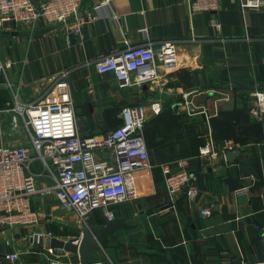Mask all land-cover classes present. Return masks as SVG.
I'll return each mask as SVG.
<instances>
[{
    "label": "crops",
    "instance_id": "1",
    "mask_svg": "<svg viewBox=\"0 0 264 264\" xmlns=\"http://www.w3.org/2000/svg\"><path fill=\"white\" fill-rule=\"evenodd\" d=\"M93 2L82 1L80 34L63 23L0 25V62H10L0 78V106L13 98L22 104L70 99L77 131L100 135L121 122L124 104L140 102L146 121L169 114L184 129L168 135L157 125L160 144L148 147L151 167L135 172L138 196L113 206L121 222L91 257L39 243L40 235L79 237L84 228L62 212L55 221L42 216L34 225L0 227V264H48L51 252L61 255V264H264V116L248 117L261 130L257 140L235 142V150L216 156L200 153L202 144L213 151L225 141L213 137L211 116L250 107L254 93L264 90V4L222 0L207 13L191 11L189 0H112L100 8ZM165 41L174 44L178 65H160L152 81L120 87L112 73L95 69L102 55ZM154 101L158 113L149 106ZM182 157L199 189L190 203L185 190L170 201L163 185L161 165L176 170ZM40 198L32 199L33 207ZM90 216L91 229L107 222L97 212ZM15 251L18 257L9 259Z\"/></svg>",
    "mask_w": 264,
    "mask_h": 264
},
{
    "label": "built area",
    "instance_id": "2",
    "mask_svg": "<svg viewBox=\"0 0 264 264\" xmlns=\"http://www.w3.org/2000/svg\"><path fill=\"white\" fill-rule=\"evenodd\" d=\"M82 1L0 0V25L10 20L33 27L63 23L80 34L86 22L79 13ZM111 1L94 0L93 7L100 8ZM221 1L189 0V7L191 11L211 13L218 10ZM260 4H264V0L242 2L248 8ZM212 22L219 26L213 19ZM9 63L0 62V78ZM160 65L167 70L178 65L177 53L170 41L159 46L128 45L100 56L94 63L99 73H112L120 87L152 81ZM254 95L255 103L249 107V114L261 118L264 116V90ZM149 106L155 113L161 108L158 101ZM120 118L117 126L100 135H82L77 131L70 99L22 104L13 98L0 106V227L37 224L42 215L32 206V199L45 195H52L61 209L76 215L79 223L87 224L93 212L105 221L114 219V205L138 196L136 170L151 167L143 133L146 105L126 103L120 109ZM4 134L11 140L4 141ZM15 136L17 140L13 139ZM236 146L234 141L225 140L219 150L210 151L206 143L201 145L200 153L216 156L235 150ZM186 162L185 158H179L176 170H172L169 163L161 165L163 185L170 201L185 190V198L190 203L199 192L196 174L186 168ZM200 212L211 213L206 208ZM51 236L54 235L46 237ZM18 255L15 251L7 257L14 260ZM48 255V264L62 263L58 252Z\"/></svg>",
    "mask_w": 264,
    "mask_h": 264
},
{
    "label": "trees",
    "instance_id": "3",
    "mask_svg": "<svg viewBox=\"0 0 264 264\" xmlns=\"http://www.w3.org/2000/svg\"><path fill=\"white\" fill-rule=\"evenodd\" d=\"M248 117L249 106L246 105L229 110H219L216 115L210 117L213 137L218 141L233 140L242 145L251 140H257L261 135V130ZM171 118L169 114H163L145 122L143 133L147 148L160 144L159 140H155L157 125H162V129L168 132V135L181 136L179 132H182L184 127L182 128L179 124L172 125Z\"/></svg>",
    "mask_w": 264,
    "mask_h": 264
},
{
    "label": "water",
    "instance_id": "4",
    "mask_svg": "<svg viewBox=\"0 0 264 264\" xmlns=\"http://www.w3.org/2000/svg\"><path fill=\"white\" fill-rule=\"evenodd\" d=\"M7 24V23H5ZM9 24L12 25L13 21L10 20ZM233 153L227 152L226 158L232 156ZM121 222L119 217L107 221L103 226L98 229H91L90 227L84 228L79 237H70L68 239L59 238L56 236L43 238L42 235L39 237V243L42 247L65 249L72 252H77L83 258L91 257V250L105 245L107 236L111 235L116 227Z\"/></svg>",
    "mask_w": 264,
    "mask_h": 264
},
{
    "label": "rangeland",
    "instance_id": "5",
    "mask_svg": "<svg viewBox=\"0 0 264 264\" xmlns=\"http://www.w3.org/2000/svg\"><path fill=\"white\" fill-rule=\"evenodd\" d=\"M18 136H15L13 139H15V140H17L16 138H17ZM21 139V137H19V139L18 140H20ZM9 140H11V137L9 138L7 135H5L4 134V141H6V142H8ZM12 142V141H11ZM178 168V167H177ZM176 168V169H177ZM57 204V205H56ZM34 209H36V210H39V211H41V212H46V213H52L53 215H46V214H44V215H42V213H41V215L42 216H45L44 217V219H47V218H53L54 219V221L62 214V212H65L63 209H61L60 207H59V205H58V201L57 200H53L50 196H42L40 199H39V201H38V203H36L35 205H34ZM67 213V212H66ZM71 214V213H70ZM73 215V214H72ZM41 216V217H42ZM49 216V217H48ZM91 217V216H90ZM89 217V219L87 218V220H86V222L89 224H85L84 222H81L80 224H81V228L83 229V228H86L87 226H91L90 228H92V226L93 225H91L90 224V220H91V218ZM67 219H68V221H71V219L69 218V217H66ZM73 219H77L76 218V215H73ZM72 219V220H73ZM119 243V242H118ZM102 253V252H101ZM101 258H105V256H104V253H102L101 254V256H100Z\"/></svg>",
    "mask_w": 264,
    "mask_h": 264
}]
</instances>
